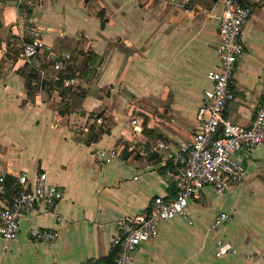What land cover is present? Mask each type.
<instances>
[{
  "label": "crops",
  "instance_id": "1",
  "mask_svg": "<svg viewBox=\"0 0 264 264\" xmlns=\"http://www.w3.org/2000/svg\"><path fill=\"white\" fill-rule=\"evenodd\" d=\"M238 2L251 16L226 117L249 128L264 95V0ZM222 13L220 0H0V177L34 181L47 173L66 192L54 210L39 205L21 221L8 251L0 239V262H103L125 215L175 196L156 145L190 142L198 131L203 93L212 87L207 75L219 65L213 52ZM29 28L41 31L46 48L27 64L18 52ZM64 54L76 66L74 84L63 85L72 90L67 96L42 74L52 72L49 58ZM139 100L148 107L141 122ZM113 148L119 157L101 162L97 152ZM235 158L243 180L223 195L206 187L185 215L139 247L132 264H264V145ZM12 202L0 192V207ZM222 213L230 219L212 231ZM34 228L59 238L48 247L31 237ZM220 241L236 254L218 258Z\"/></svg>",
  "mask_w": 264,
  "mask_h": 264
},
{
  "label": "built area",
  "instance_id": "2",
  "mask_svg": "<svg viewBox=\"0 0 264 264\" xmlns=\"http://www.w3.org/2000/svg\"><path fill=\"white\" fill-rule=\"evenodd\" d=\"M182 1L189 3L191 0ZM220 2L223 13L218 29L219 65L207 75L212 87L203 93L197 114L199 129L190 142H181L174 147L164 142L156 145L157 153L162 154L169 164L167 176L174 186L175 196H157L144 214L125 215L121 219L118 230L111 239L112 251L117 254L114 264H132L139 247L156 239L163 223L185 215L190 201L199 199L206 187H212L220 195L230 192L243 180L245 174V167L235 155L242 150L264 145V95L251 127H242L226 117L227 109L235 99L230 87L237 71L238 59L246 51L242 34L251 10L238 0ZM26 34L19 58L28 64L42 53L46 45L38 28H29ZM70 59L69 54L49 58L50 62H54L51 64L52 72L44 70L43 77L50 76L55 81H60V73L65 69L64 63ZM73 84L74 81L63 82L65 87ZM132 124L136 132L142 130L137 121ZM97 156L101 162L109 164L119 157V151L116 148L102 150L97 152ZM6 178L5 175L0 177L1 193L6 191ZM17 180L13 202L0 207V239L4 251H8L10 243L18 239L23 219L28 218L39 205H45L49 211L54 210L66 196L64 188L48 181L47 173H40L34 181H30L26 175H18ZM229 219L230 216L226 213L218 215L211 230L221 227ZM31 237L52 247L59 234L48 229L34 228L31 230ZM236 252L230 243L220 241L216 256L220 258ZM251 259L252 257H246L247 261ZM258 259L264 261V252L258 255ZM77 264L105 263L91 259Z\"/></svg>",
  "mask_w": 264,
  "mask_h": 264
},
{
  "label": "trees",
  "instance_id": "3",
  "mask_svg": "<svg viewBox=\"0 0 264 264\" xmlns=\"http://www.w3.org/2000/svg\"><path fill=\"white\" fill-rule=\"evenodd\" d=\"M20 53H21V49L18 52V56L20 55ZM51 64H54V62H51ZM75 67H76L75 65L70 63L68 65V67H66L64 69L66 71H63L60 73V78H61L60 81H57L54 83H46V85L48 87L56 88L57 90H59L61 92L62 96H67L68 94H70L72 92V90L64 88L63 82L65 80H71L73 78ZM32 82L33 81L31 79H30V81L27 82L28 89L31 91V93L33 92V89H34V85ZM73 94H75V93H73ZM16 187H17V182L13 178L7 177L6 183H5L6 194H10L11 196L15 195ZM116 255H117L116 251H112L110 253V255L106 259L103 260V262L105 264H114V260L116 258Z\"/></svg>",
  "mask_w": 264,
  "mask_h": 264
},
{
  "label": "rangeland",
  "instance_id": "4",
  "mask_svg": "<svg viewBox=\"0 0 264 264\" xmlns=\"http://www.w3.org/2000/svg\"><path fill=\"white\" fill-rule=\"evenodd\" d=\"M213 55H214V57H215V59H216V61H217V58H218V57H217V53H216V52H213ZM85 63H86V62H85ZM68 65H69V63H66V64L64 63V67H65V68L68 67ZM209 85H210V83L207 82V83L205 84L206 87H203L200 93L202 94L203 89H204V88H207ZM200 86H201V85H200ZM137 104L140 105L139 108H140L141 112L139 113V115H140L141 118H139V119H140V122H141V121L143 120V118H145V117L147 118L146 113H148V112H147L148 107H147V105H145L144 103H142V100H139V102H137ZM143 106H144V107H143ZM138 125H139V124H138ZM13 197H14V195L12 196V198H13Z\"/></svg>",
  "mask_w": 264,
  "mask_h": 264
}]
</instances>
